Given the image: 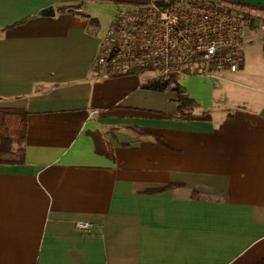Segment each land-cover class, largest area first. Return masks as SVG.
<instances>
[{"label":"crops","instance_id":"0c3cea01","mask_svg":"<svg viewBox=\"0 0 264 264\" xmlns=\"http://www.w3.org/2000/svg\"><path fill=\"white\" fill-rule=\"evenodd\" d=\"M82 1L0 0V108L31 113L25 162L0 156V264L261 261L264 23L251 19L243 64L217 87L183 76L201 107L178 118L176 92L146 87L157 76L95 71L114 19L89 1L95 23L57 11ZM212 1L264 15V0Z\"/></svg>","mask_w":264,"mask_h":264},{"label":"built area","instance_id":"2783aa9c","mask_svg":"<svg viewBox=\"0 0 264 264\" xmlns=\"http://www.w3.org/2000/svg\"><path fill=\"white\" fill-rule=\"evenodd\" d=\"M248 10L208 0H181L167 7L152 1L125 6L101 31L93 67L98 74L112 77L157 71L162 81L187 74L223 80L243 64L254 18L247 17ZM77 228L88 229L90 224L80 221Z\"/></svg>","mask_w":264,"mask_h":264},{"label":"trees","instance_id":"16d2710c","mask_svg":"<svg viewBox=\"0 0 264 264\" xmlns=\"http://www.w3.org/2000/svg\"><path fill=\"white\" fill-rule=\"evenodd\" d=\"M87 1H101V0H83L80 5L76 6H64L57 9L58 13L65 14H75L80 15L84 18H89L92 23H95L97 19L87 15L82 11L86 6ZM115 2L121 3L125 6H138L147 4L149 2H154L161 7H167L168 5L174 4L181 0H114ZM248 18L256 17L264 23V15H258L257 9L249 8ZM2 31H0V34ZM146 71H138L135 74H143ZM148 89L169 93L176 92L178 95L177 105H178V118L191 117L195 111L201 107L200 103L196 101L186 90L184 86L180 84L177 77L169 81H162L157 78L152 81L148 86ZM31 113L25 108H0V156L1 155H13L14 163L25 162V148L24 144L27 140L29 131V119ZM96 143V149L98 153L111 156V152L107 148V144L103 140V136L98 132H91ZM17 147V148H16ZM168 187L161 189H153L148 192H158L163 191ZM255 264H264V258Z\"/></svg>","mask_w":264,"mask_h":264},{"label":"rangeland","instance_id":"374dc122","mask_svg":"<svg viewBox=\"0 0 264 264\" xmlns=\"http://www.w3.org/2000/svg\"><path fill=\"white\" fill-rule=\"evenodd\" d=\"M210 3L219 6V4H221L220 2H213L212 0H208ZM89 10L90 12L96 16L99 17L101 22L104 24H107L109 22H111L117 15L118 11L125 7V5L115 2L114 0H101V1H89ZM111 24V23H110ZM145 74L149 75L150 77H158L159 73L157 71H148ZM191 76L194 77H199L202 78L206 81H209L211 83H216V87L217 84L220 83L219 80H214L211 78H208L206 76H203L201 74H190ZM184 76V75H183ZM183 76H178L177 79L180 82V80L183 78ZM181 84V82H180ZM182 85V84H181Z\"/></svg>","mask_w":264,"mask_h":264},{"label":"water","instance_id":"95a60500","mask_svg":"<svg viewBox=\"0 0 264 264\" xmlns=\"http://www.w3.org/2000/svg\"><path fill=\"white\" fill-rule=\"evenodd\" d=\"M42 14L46 16H49V15L53 16L55 15V10L53 8H47L42 11Z\"/></svg>","mask_w":264,"mask_h":264}]
</instances>
